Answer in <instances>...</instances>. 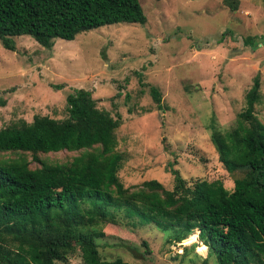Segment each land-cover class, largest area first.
Returning a JSON list of instances; mask_svg holds the SVG:
<instances>
[{
  "label": "rangeland",
  "instance_id": "1",
  "mask_svg": "<svg viewBox=\"0 0 264 264\" xmlns=\"http://www.w3.org/2000/svg\"><path fill=\"white\" fill-rule=\"evenodd\" d=\"M234 1L231 10L223 0H137L143 25L101 26L70 41L54 39L50 49L29 36L12 38L13 51L0 45V129L19 120L29 123L33 116L64 119L66 94L88 90L97 109L120 118L114 136L115 150L123 157L117 173L123 187L156 180L170 190L171 165L188 183L219 180L231 190L233 176L240 174H227L218 162L211 129L235 127L256 75L254 114L264 125V0ZM245 37H253L256 45L244 46ZM150 87L160 94L158 107ZM75 155L60 151L36 156L61 164ZM25 156L30 168L37 166ZM123 222L102 227L104 236L95 241L102 260L218 264L198 243L196 230L177 244L170 231ZM56 264L82 262L76 250Z\"/></svg>",
  "mask_w": 264,
  "mask_h": 264
},
{
  "label": "trees",
  "instance_id": "2",
  "mask_svg": "<svg viewBox=\"0 0 264 264\" xmlns=\"http://www.w3.org/2000/svg\"><path fill=\"white\" fill-rule=\"evenodd\" d=\"M223 2L236 7L234 0ZM121 23H145L137 0H0V45L7 51L14 50L17 36L50 49L54 39L70 41ZM253 39L245 37L242 44L253 48ZM149 95L158 107V90L150 87ZM258 101L256 75L235 127L211 129L218 162L227 174H240L229 191L219 180L188 183L171 165L170 190L156 180L123 187L117 177L123 157L114 136L120 118L97 109L88 90L66 94L64 119L33 116L29 123L1 128L0 264L64 263L76 250L82 264H127L102 260L95 243L104 225L123 221L170 231L174 243L196 230L198 243L218 264H264V125L254 114ZM60 151L77 155L61 164L36 156ZM26 154L37 166L29 167Z\"/></svg>",
  "mask_w": 264,
  "mask_h": 264
},
{
  "label": "crops",
  "instance_id": "3",
  "mask_svg": "<svg viewBox=\"0 0 264 264\" xmlns=\"http://www.w3.org/2000/svg\"><path fill=\"white\" fill-rule=\"evenodd\" d=\"M205 251H206V248H205Z\"/></svg>",
  "mask_w": 264,
  "mask_h": 264
},
{
  "label": "bare ground",
  "instance_id": "4",
  "mask_svg": "<svg viewBox=\"0 0 264 264\" xmlns=\"http://www.w3.org/2000/svg\"><path fill=\"white\" fill-rule=\"evenodd\" d=\"M195 241V240H194Z\"/></svg>",
  "mask_w": 264,
  "mask_h": 264
},
{
  "label": "built area",
  "instance_id": "5",
  "mask_svg": "<svg viewBox=\"0 0 264 264\" xmlns=\"http://www.w3.org/2000/svg\"><path fill=\"white\" fill-rule=\"evenodd\" d=\"M178 244V243H177Z\"/></svg>",
  "mask_w": 264,
  "mask_h": 264
}]
</instances>
